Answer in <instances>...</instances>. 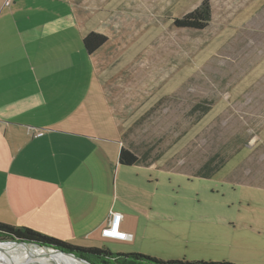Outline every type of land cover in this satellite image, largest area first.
I'll return each mask as SVG.
<instances>
[{"label":"rangeland","instance_id":"1","mask_svg":"<svg viewBox=\"0 0 264 264\" xmlns=\"http://www.w3.org/2000/svg\"><path fill=\"white\" fill-rule=\"evenodd\" d=\"M202 1L106 2L125 18L123 34L110 36L126 48L113 46L115 61L100 72L124 147L155 166L126 170L122 201L147 208L136 242L105 249L264 264V0H210L206 30L173 27ZM213 157L228 163L211 179L194 177Z\"/></svg>","mask_w":264,"mask_h":264},{"label":"crops","instance_id":"2","mask_svg":"<svg viewBox=\"0 0 264 264\" xmlns=\"http://www.w3.org/2000/svg\"><path fill=\"white\" fill-rule=\"evenodd\" d=\"M106 2L0 0V222L86 248L114 241L102 236L112 213L134 244L147 211L122 201L131 167L119 164L122 128L99 66L126 48L110 36L126 22ZM90 33L109 41L89 56Z\"/></svg>","mask_w":264,"mask_h":264},{"label":"trees","instance_id":"3","mask_svg":"<svg viewBox=\"0 0 264 264\" xmlns=\"http://www.w3.org/2000/svg\"><path fill=\"white\" fill-rule=\"evenodd\" d=\"M212 21V7L210 0H203L192 12L185 14L182 18L172 20L173 27L186 29L194 32L206 30ZM109 41L108 37L98 33H90L83 40L85 52L90 56L103 47ZM216 158L209 159L195 174L196 178L211 179L224 166L228 160L224 159L221 164L214 165ZM119 164L123 167L144 166L145 159L124 146L119 154ZM0 240L23 241L28 244H37L49 248L65 251L87 261L90 264H230L226 262H193L186 260L164 261L155 257L137 253L112 254L105 248H86L71 245L59 239L38 233L30 228L14 227L0 222Z\"/></svg>","mask_w":264,"mask_h":264},{"label":"bare ground","instance_id":"4","mask_svg":"<svg viewBox=\"0 0 264 264\" xmlns=\"http://www.w3.org/2000/svg\"><path fill=\"white\" fill-rule=\"evenodd\" d=\"M44 252L30 246L24 247L12 243L0 244V264H82L72 257L46 258L42 256Z\"/></svg>","mask_w":264,"mask_h":264},{"label":"built area","instance_id":"5","mask_svg":"<svg viewBox=\"0 0 264 264\" xmlns=\"http://www.w3.org/2000/svg\"><path fill=\"white\" fill-rule=\"evenodd\" d=\"M122 220L123 216L121 214L112 213L106 228L102 230V236L105 239L114 241L131 242L133 240V236L122 230Z\"/></svg>","mask_w":264,"mask_h":264},{"label":"water","instance_id":"6","mask_svg":"<svg viewBox=\"0 0 264 264\" xmlns=\"http://www.w3.org/2000/svg\"><path fill=\"white\" fill-rule=\"evenodd\" d=\"M8 243L21 245V246H24V247H29L30 246V247H35V248L41 249V250L45 251L42 256L46 257V258H55V257L67 258V257H72L73 259H75V260H77V261H79L81 263L90 264L87 261L75 256L74 254L67 253V252L62 251V250L49 248V247H45V246H41V245H37V244H28V243L23 242V241H0V244H8ZM23 264H26V263H23Z\"/></svg>","mask_w":264,"mask_h":264}]
</instances>
